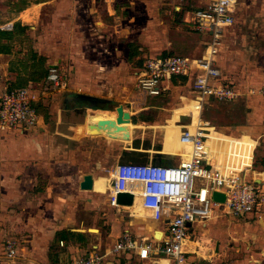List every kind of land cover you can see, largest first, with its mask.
<instances>
[{
    "label": "crops",
    "instance_id": "obj_1",
    "mask_svg": "<svg viewBox=\"0 0 264 264\" xmlns=\"http://www.w3.org/2000/svg\"><path fill=\"white\" fill-rule=\"evenodd\" d=\"M48 3H51V0L38 2L42 6ZM242 4L243 0H236L235 12L241 8ZM28 8L29 5L13 8L18 10L19 16L12 20V26L8 29L12 33V38L18 36L25 38L27 35L28 31L24 25L22 32L14 31L15 22L13 21L19 19ZM188 19L185 14L183 21H189ZM234 23L224 33L223 39L236 37V30L240 24ZM191 28L193 29L192 26ZM11 40V38H2L0 42V47H6V50L0 52V95L12 84L28 79V74L24 70L28 66L22 60H18L21 58L16 55L15 48L10 44ZM244 43L249 51L240 52L239 57H248L250 61L246 66L241 67L243 71L253 73L249 83L238 84L225 76L240 91L264 85V47L262 50L257 48L259 40H245ZM223 47L222 42L215 58V64L218 67H224V61L219 59L224 56L225 48ZM233 55L228 53L225 57ZM218 56L220 57L217 58ZM60 64L45 65L48 70L49 66H57L60 70ZM72 76H74L73 73ZM27 81L26 84L34 82ZM68 81L75 82V79L71 77ZM79 83L84 85L83 81ZM165 85L168 88L167 92L177 89L179 98L185 106L175 107L164 123L155 122L151 127L162 130L159 153L185 158L189 151L188 146L179 141L181 124L178 121L190 104L188 97L194 95V90L186 77L166 81ZM74 87L71 92L79 94L76 92L79 91L76 89L77 86ZM92 97L102 96L94 94ZM101 111V109L88 107L74 108L73 113L81 116L84 122L64 124L59 118L54 129L51 123H45L44 130L61 134L75 143L82 138L95 137L105 140L107 144L120 142L127 147L131 143L133 128L136 125L130 122L120 124L119 129L99 127L98 120L108 119L105 116H109V112L102 113L101 116ZM208 112H216L214 117L204 119L210 127L226 134L243 135L244 140L253 138L256 141V147L258 142L262 141L264 144V138L260 139L264 137L263 98L252 99L241 96L233 101L209 102L205 104L203 114ZM217 114L227 115L226 120L221 121ZM110 120L114 119L111 117ZM210 129L211 138L224 140L221 134H216L212 128ZM227 129L232 132H228ZM37 132L39 131L23 136L28 138H25L20 145L14 143L16 141L14 139V141H5L0 133V264H63L70 259L85 255L93 247L100 250L108 248L124 229L128 230L137 241L153 239L159 230L164 231L163 222L154 220L151 217V211L144 209L137 197L133 205L123 207L130 211L131 219L116 215L114 208L103 204L104 194H107L108 188L111 187L112 175L95 177L93 175L92 190L80 189L79 183L83 176L92 174L89 171L80 173L84 170L78 159L79 151H82L80 145L76 144L68 148L69 145L62 141V138H54L47 143L44 136ZM208 144L211 151L219 152L225 149L223 143L217 144L215 140L208 141ZM48 145L51 146L48 147ZM86 156H89L88 150ZM114 162L117 164L134 161L118 155ZM248 176L256 178L262 193L260 205L262 218L255 219L252 214L246 217L226 215L231 219L218 224L216 219L219 218L214 214L215 209L218 208H215L211 217L207 218L203 224L192 225L190 239L185 246L186 261L182 264H264V169H257ZM208 222H211L210 227L206 228ZM215 222L219 225L218 228ZM213 227H216L215 231ZM240 228L248 231L246 237L239 234ZM206 232L208 233L205 234ZM160 238L161 235H158L157 239ZM7 240L15 242L16 257L14 259H8L5 256L4 243ZM60 241H63V246L59 245ZM102 264H175V261L153 252L146 259H139L130 253H118L106 256Z\"/></svg>",
    "mask_w": 264,
    "mask_h": 264
},
{
    "label": "rangeland",
    "instance_id": "obj_2",
    "mask_svg": "<svg viewBox=\"0 0 264 264\" xmlns=\"http://www.w3.org/2000/svg\"><path fill=\"white\" fill-rule=\"evenodd\" d=\"M39 1L41 0H0V29H10L12 20L16 16L18 18V10H13L14 7L29 5L28 10L13 21L14 24H19L20 28L26 26L28 31L25 38L21 36L11 38L10 44L15 48L16 55L21 58L18 60H22L28 66L24 69L27 73L30 65L31 70L34 68L37 72L41 58L46 59L47 65L61 63L58 73L67 80L65 90H54L47 86L48 89L44 93L45 84L38 83L47 75L31 84L39 98L37 107L46 117V123H51L54 129L59 118L64 124L84 122L81 116L73 113V109L80 106L72 108L71 102L65 101L66 94L73 93L72 88L77 86L76 89L79 91L76 92L79 94L88 96L97 94L102 97L96 98L110 100L115 106L122 104L129 113L136 111L131 122L136 126L133 128L131 143L127 147L120 142L107 144L105 140L95 137L82 138L75 143L61 134L48 132L44 130L45 128H38L37 133L43 135L47 143L54 138H62L61 140L69 145L68 148L80 145L84 151L83 153L79 151L78 155L79 164L84 169L80 173L89 171L94 177L111 175V168L116 164L114 161L118 155L130 158L134 162H145L153 158L177 164L180 156L171 157L159 153L162 130L154 129L151 125L155 122L164 123L171 116L172 110L182 105L178 91L171 89L156 96H145L134 87L135 72L141 62L151 55L172 53L186 57L201 56L207 45L208 36L193 31L192 25L183 21V18L187 14L188 20H191L189 16L192 11L205 6L208 0H51V3L45 6L38 4ZM234 21L235 25L240 24L236 30V37L223 40L224 56L217 58L220 57L219 59L224 61V67H219L224 76L235 83L246 85L253 73L242 70L241 67L250 61L248 57L241 58L239 55L240 52L249 51L245 47V40H259L257 48L262 50L264 47V0H243ZM228 53L234 55L225 57ZM71 77H74L75 82L68 81ZM79 81H83L84 85ZM140 97H145V103ZM133 100L136 101L134 104H128ZM215 115L216 112H208L202 114V118L208 120ZM217 115L221 121L227 118V115ZM227 131L232 132L229 129ZM0 133L5 141L14 139L16 140L14 143L20 145L28 138L23 136L35 132ZM87 150L89 156H86ZM257 169H264L262 141L258 142L254 151L253 171ZM259 196L262 197L261 192ZM102 202L110 206L107 194H104ZM112 208L116 215L131 219L128 209ZM214 214L219 218L216 219L218 224L231 219L218 209H215ZM261 218L255 217L259 220ZM210 223H207L206 228L210 227ZM216 227H213V231ZM238 231L243 237L248 234L245 228Z\"/></svg>",
    "mask_w": 264,
    "mask_h": 264
},
{
    "label": "built area",
    "instance_id": "obj_3",
    "mask_svg": "<svg viewBox=\"0 0 264 264\" xmlns=\"http://www.w3.org/2000/svg\"><path fill=\"white\" fill-rule=\"evenodd\" d=\"M235 15L234 0H208L205 6L192 11L191 20L186 21L194 31L208 36L201 56L151 55L135 72L134 87L145 96L166 92L165 82L179 77H186L194 90V95L188 97L190 104L178 121L180 140L189 151L185 158L180 156L177 164L156 163L153 158L146 162H119L111 169L113 178L107 190L109 205L126 207L116 202V196L119 192H129L134 201L137 197L141 206L151 211L154 220L163 222L164 231L159 230L153 239L137 241L124 229L108 248L93 247L85 255L63 264H102L106 256L118 253L146 259L151 252L182 264L186 261L185 246L192 225L203 224L215 208L225 215L246 217L252 214L261 218L259 186L255 177L248 176L253 173L256 141L219 132L202 118L204 106L209 102L233 101L241 96L264 99V85L240 91L215 64L223 35L234 23ZM38 84H45V93L48 88L65 90L67 80L59 75L57 66H52ZM38 99L31 84L5 89L0 95V132L25 134L45 128L46 117L38 111ZM210 128L224 140L211 138ZM210 140L223 143L225 149L211 151ZM214 191L224 194V202L213 200ZM63 244L59 242L60 246ZM4 251L6 258L14 259L15 242L5 241Z\"/></svg>",
    "mask_w": 264,
    "mask_h": 264
},
{
    "label": "water",
    "instance_id": "obj_4",
    "mask_svg": "<svg viewBox=\"0 0 264 264\" xmlns=\"http://www.w3.org/2000/svg\"><path fill=\"white\" fill-rule=\"evenodd\" d=\"M87 107L91 108V109H104V108H101V107L98 108V107H93V106H87ZM115 111H116L115 120L100 119V120H98L97 125L99 127L106 126V127H114V128L119 129L120 128V126H119L120 124L131 122L130 114L128 112L124 111V108H123L122 104H118L116 106V110ZM93 180H94V177H93L92 174H85L83 176V179L79 183L80 189H82V190H92V188H93ZM212 198L216 202H224L225 196L222 193L214 191L212 193ZM116 202L118 204H120V205L131 206L134 203V196L131 193H129V192H119L117 194V196H116Z\"/></svg>",
    "mask_w": 264,
    "mask_h": 264
},
{
    "label": "trees",
    "instance_id": "obj_5",
    "mask_svg": "<svg viewBox=\"0 0 264 264\" xmlns=\"http://www.w3.org/2000/svg\"><path fill=\"white\" fill-rule=\"evenodd\" d=\"M24 28H20L19 27V24H14L13 25V30L20 33L23 31ZM2 38H6V39H10L12 38V33H10L9 30H3V29H0V42H1V39ZM6 50V47H0V52ZM165 54V53H163ZM45 61L46 59L44 58H41L40 59V64L37 68V72L34 70V68L31 70L32 66L30 65V70L29 72L27 73V78L26 80H23V81H20V82H17L16 84H12L10 86L11 87H21V86H25L27 85L26 83L28 82L27 80H30V81H34V82H38L39 80H41L42 78H44L46 75H47V67L45 66ZM45 71V72H44ZM92 97V96H88V95H83V94H76V93H68L66 94L65 96V101H70L71 102V107H76V105H80V107H83L86 105V103H74L73 100L77 99L78 97ZM39 111V109H38ZM147 161V160H146ZM145 161V162H146ZM156 163H162V164H166L168 163L167 161H165L164 159H159V160H154Z\"/></svg>",
    "mask_w": 264,
    "mask_h": 264
},
{
    "label": "flooded vegetation",
    "instance_id": "obj_6",
    "mask_svg": "<svg viewBox=\"0 0 264 264\" xmlns=\"http://www.w3.org/2000/svg\"><path fill=\"white\" fill-rule=\"evenodd\" d=\"M141 100H143V102L145 103V97L142 98L140 97ZM73 102L76 104V103H86L85 106H93V107H101V108H109L111 109L112 111H115L116 110V106L113 105L114 103H112L110 100H104V99H101V98H94V97H78L77 99L73 100ZM136 101H129L128 104L132 105L134 104ZM80 105H76V107H79ZM132 107V106H130ZM124 108V106H123ZM140 109H144V108H140ZM124 111H126V109L124 108ZM127 112V111H126ZM129 113V112H128ZM136 111L135 112H131L129 113L130 114V120L131 122L133 121V115H135ZM111 118L107 119V120H110Z\"/></svg>",
    "mask_w": 264,
    "mask_h": 264
},
{
    "label": "bare ground",
    "instance_id": "obj_7",
    "mask_svg": "<svg viewBox=\"0 0 264 264\" xmlns=\"http://www.w3.org/2000/svg\"><path fill=\"white\" fill-rule=\"evenodd\" d=\"M234 2H235V4H236V0H234ZM101 110H102V111H101V116H102V113L109 112V116H105V118L108 117V119H109V118L112 117V118L115 120V117H116V111H112V110L109 109V108H104V109H101ZM127 123H130V122H127ZM179 141H180L181 144L187 146L186 144H184V143L181 142V140H180V136H179ZM135 200H136V197H135ZM126 207H130V206H126Z\"/></svg>",
    "mask_w": 264,
    "mask_h": 264
}]
</instances>
